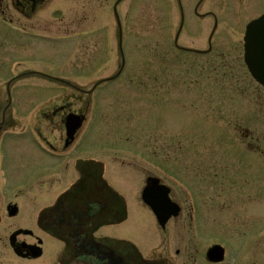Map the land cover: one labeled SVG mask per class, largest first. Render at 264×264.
I'll use <instances>...</instances> for the list:
<instances>
[{
  "label": "rangeland",
  "instance_id": "1",
  "mask_svg": "<svg viewBox=\"0 0 264 264\" xmlns=\"http://www.w3.org/2000/svg\"><path fill=\"white\" fill-rule=\"evenodd\" d=\"M12 1L0 6V211L21 193L14 203L39 216L76 181L77 163L98 164L125 195L129 210L125 223L98 236L126 238L158 264H190V250L176 255L188 243L182 216L163 230L141 200L148 178L158 176L186 207L175 179L198 198L201 238L237 249L246 243L245 264H264V90L241 59L243 26L264 12V0H207L203 8L221 18L215 43L231 65L228 76L212 69L208 57L174 47L180 22L176 0L122 2L128 63L105 85L100 82L121 64L111 15L115 0H50L35 10ZM198 1L183 0L187 21L181 44L203 49L211 22L195 17ZM248 3L253 9L244 19ZM47 77L68 79L82 90ZM8 90L12 108L3 119ZM71 113L87 120L78 142L68 146L72 150L65 148L64 125ZM35 132L42 144L69 157L64 173L55 177L61 185L51 191L48 178L35 182L56 163L42 153ZM147 162L152 166L143 165ZM206 241L197 242L198 253L204 255Z\"/></svg>",
  "mask_w": 264,
  "mask_h": 264
},
{
  "label": "flooded vegetation",
  "instance_id": "2",
  "mask_svg": "<svg viewBox=\"0 0 264 264\" xmlns=\"http://www.w3.org/2000/svg\"><path fill=\"white\" fill-rule=\"evenodd\" d=\"M42 1L44 2V0H16L23 7L32 8ZM207 20H210L211 25L213 24V17ZM243 66H245L244 63ZM245 70L248 73L247 69ZM54 162L56 163L53 164V168L44 173L48 175L47 185L50 191L62 180L59 178L56 180L55 177L64 173L57 160ZM90 165L92 164L77 166L76 181L56 196L52 204L54 207L61 198L65 199L64 209L49 212L48 220L41 218L42 212L39 216H33L20 210L19 204L14 201H18L21 193L16 194L15 200L7 201L8 203L4 200L5 210L0 211V264H122V261L123 264H134L132 260L134 254L128 246L127 249H121L117 243L109 245V242L98 236L102 230V228H95L98 225L99 213L103 214L105 210L106 215L109 211L111 215H114L117 212V206L112 202V190L108 193L109 189L107 191L103 189L104 169L98 164ZM76 187H78L76 192H71ZM172 199L177 202L173 196ZM104 200H106V205L102 210L100 207ZM182 202L178 203L182 209L180 216L183 222V239L188 243L184 253L179 250L176 255L180 257L190 250L193 262L199 261L200 255L205 261L206 252L203 255L196 250L198 243L192 237L191 214ZM113 207H115V212H113ZM14 208L17 209L15 212L12 211ZM61 228H65L63 232L66 241H61V238L49 230L60 232ZM102 241L107 243H102ZM241 249L242 247L239 250ZM238 256L236 263L245 264V253L239 252ZM206 264L210 263L206 262Z\"/></svg>",
  "mask_w": 264,
  "mask_h": 264
},
{
  "label": "water",
  "instance_id": "3",
  "mask_svg": "<svg viewBox=\"0 0 264 264\" xmlns=\"http://www.w3.org/2000/svg\"><path fill=\"white\" fill-rule=\"evenodd\" d=\"M249 35L251 36H255V39H253V43L254 44H262L264 43V17L258 21H256L251 29L249 30ZM254 76L256 77V79L262 83L264 85V71L263 70H257V71H254ZM81 126V119L79 117H74V116H71L68 118V124H67V127H68V136L69 137H73V135L75 134L76 130ZM155 185L157 184V182L154 183ZM158 195L156 193L152 194L151 196L146 197L144 196V199L145 201L150 205L152 206L154 212L157 214L158 216V219L160 221V223L162 225H164L168 218L170 217L171 215V212L168 213V215H166V213L163 212V209H166L168 211L169 210V200L167 199H164L162 200L161 197H157ZM164 196H166L164 194ZM164 201H166L167 205L164 204ZM176 215V214H174ZM215 256H214V260L215 261H220V258L219 255L221 254V252L219 251H215Z\"/></svg>",
  "mask_w": 264,
  "mask_h": 264
},
{
  "label": "bare ground",
  "instance_id": "4",
  "mask_svg": "<svg viewBox=\"0 0 264 264\" xmlns=\"http://www.w3.org/2000/svg\"><path fill=\"white\" fill-rule=\"evenodd\" d=\"M169 224V223H168Z\"/></svg>",
  "mask_w": 264,
  "mask_h": 264
}]
</instances>
